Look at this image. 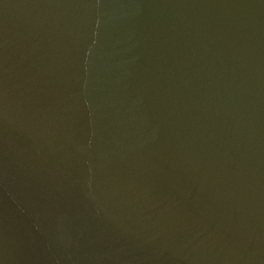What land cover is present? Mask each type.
<instances>
[{"label": "water", "instance_id": "water-1", "mask_svg": "<svg viewBox=\"0 0 264 264\" xmlns=\"http://www.w3.org/2000/svg\"><path fill=\"white\" fill-rule=\"evenodd\" d=\"M0 264H264V0H0Z\"/></svg>", "mask_w": 264, "mask_h": 264}]
</instances>
